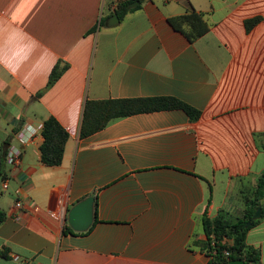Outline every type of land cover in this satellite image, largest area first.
Returning <instances> with one entry per match:
<instances>
[{"label":"crops","instance_id":"0c3cea01","mask_svg":"<svg viewBox=\"0 0 264 264\" xmlns=\"http://www.w3.org/2000/svg\"><path fill=\"white\" fill-rule=\"evenodd\" d=\"M119 1L0 0V264H206L203 216H242L264 173V0H136L117 22ZM193 7L209 30L190 41L169 19ZM152 96L201 116L137 113L81 137L85 100ZM49 116L69 132L58 166L39 151ZM25 124L38 132L12 167ZM89 196L92 225L67 230ZM259 219L247 242L264 264Z\"/></svg>","mask_w":264,"mask_h":264},{"label":"trees","instance_id":"16d2710c","mask_svg":"<svg viewBox=\"0 0 264 264\" xmlns=\"http://www.w3.org/2000/svg\"><path fill=\"white\" fill-rule=\"evenodd\" d=\"M134 1L136 0H120L114 12L123 19L132 10L130 4ZM169 21L175 29H179L190 41H194L209 30V23L206 21L204 13L194 7L185 14L170 18ZM259 21L260 18L256 17L248 19L246 29L249 30ZM68 67L67 64L61 65L58 63L49 74L48 87L52 86ZM85 101L80 128L81 137H88L102 130L114 120L137 113L177 108L186 112L193 121L201 116V110L175 96L87 99ZM42 135L44 140L39 150L41 162L47 166L61 165L66 143L69 139L68 130L62 126L56 117L49 116L43 121ZM5 175L6 173L0 167V182L6 179ZM1 193L0 186V195ZM260 206L263 216L264 173L258 178L255 186L245 192L242 216L235 219L226 218L224 215H217L216 217L203 216L205 239L198 242V244L208 256L206 264H229V261L234 259H242L244 264H262V250L247 242V233L260 221V219H252L255 211ZM6 218V211L0 208V225ZM248 221H251L252 225L247 226ZM66 229L72 231L69 225H66ZM226 251L230 254L226 255ZM1 253L6 255L5 251Z\"/></svg>","mask_w":264,"mask_h":264},{"label":"water","instance_id":"95a60500","mask_svg":"<svg viewBox=\"0 0 264 264\" xmlns=\"http://www.w3.org/2000/svg\"><path fill=\"white\" fill-rule=\"evenodd\" d=\"M140 4V1L131 4L132 6H136ZM113 19H116L119 22L118 14L113 15ZM94 205H95V197L89 196L79 203L75 204L70 208L68 212V223L72 229L76 231H84L89 228L94 221ZM261 217V206L257 208L252 219L257 220ZM252 225L251 221H248L247 226ZM238 254V253H237ZM229 264H244V260L242 259H234L230 260Z\"/></svg>","mask_w":264,"mask_h":264},{"label":"built area","instance_id":"2783aa9c","mask_svg":"<svg viewBox=\"0 0 264 264\" xmlns=\"http://www.w3.org/2000/svg\"><path fill=\"white\" fill-rule=\"evenodd\" d=\"M38 130L31 124H25L16 134L19 144H11L6 151V161L12 167H18L22 161V145H26L33 141ZM2 189L8 188V180L5 179L2 182ZM22 203L17 202V206L20 207ZM230 253L226 251V255ZM224 264V263H222Z\"/></svg>","mask_w":264,"mask_h":264},{"label":"rangeland","instance_id":"374dc122","mask_svg":"<svg viewBox=\"0 0 264 264\" xmlns=\"http://www.w3.org/2000/svg\"><path fill=\"white\" fill-rule=\"evenodd\" d=\"M18 144V143H17Z\"/></svg>","mask_w":264,"mask_h":264}]
</instances>
